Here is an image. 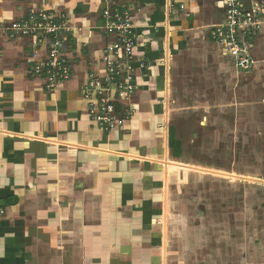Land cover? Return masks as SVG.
Listing matches in <instances>:
<instances>
[{
	"label": "crops",
	"instance_id": "crops-1",
	"mask_svg": "<svg viewBox=\"0 0 264 264\" xmlns=\"http://www.w3.org/2000/svg\"><path fill=\"white\" fill-rule=\"evenodd\" d=\"M108 7L129 12L138 35L136 90L122 100L131 116L109 133L85 97L90 77L107 74ZM39 12L71 28V76L49 91L30 75L48 43L0 33V264H264L259 205L250 243H218L194 206L202 196L206 211L211 182L223 177L163 163L232 174L213 151L236 141L254 155L237 115L249 118L247 135L264 134V28L246 71L211 36L224 0H0V25ZM237 174L264 186V174Z\"/></svg>",
	"mask_w": 264,
	"mask_h": 264
},
{
	"label": "built area",
	"instance_id": "built-area-1",
	"mask_svg": "<svg viewBox=\"0 0 264 264\" xmlns=\"http://www.w3.org/2000/svg\"><path fill=\"white\" fill-rule=\"evenodd\" d=\"M224 1V19L211 31L212 39L234 58L236 67L251 70L254 66L253 41L264 28V0ZM103 18L106 31L115 41L107 47L108 54L104 58L106 76L101 80L92 75L85 88V97L89 100L90 119L109 133L122 130L131 116L122 107V100L136 90L133 72L138 35L127 11L108 7ZM70 31L64 16L46 12L33 13L28 19L8 27L0 25V33L31 36L40 44L48 43V57L35 63L30 75L44 78L49 91L71 76L66 43ZM144 66L140 65L141 68Z\"/></svg>",
	"mask_w": 264,
	"mask_h": 264
},
{
	"label": "rangeland",
	"instance_id": "rangeland-1",
	"mask_svg": "<svg viewBox=\"0 0 264 264\" xmlns=\"http://www.w3.org/2000/svg\"><path fill=\"white\" fill-rule=\"evenodd\" d=\"M232 116L233 115H228L229 118ZM256 117L258 118V115ZM259 117L260 123H258L257 119L255 121L256 124H259V126H263V128L259 127V131L263 129L261 131L263 132L264 115H259ZM248 120L249 118L245 115L243 117L241 115H237V125L241 128V125L243 124L244 132L247 134ZM249 124V128L252 129L253 127L251 121ZM255 130L258 131L257 129ZM247 134L245 135L244 140L245 143L249 145V147L251 146L250 151H253L254 153H249L254 154L253 156H245L243 153H238L236 151L238 150L236 141L233 142L232 146H229L228 152L220 155L217 154L216 151H213L211 156L213 162L217 160L222 161V165L227 164V166H229L227 168H230L231 172H234L232 174L236 173L235 175L238 177H229V179L223 177V179L212 180V204L209 206V203L205 202L207 207H205L206 211H204V200L201 196L197 197L195 200L196 204L194 206L195 210H197L198 207H200L199 209H202L201 213L198 210V213L196 214L198 216H196V219L197 217L199 219L200 217H203L208 224L210 223L212 225L210 231L211 234L209 233L210 239L217 242L219 241L218 243H222L221 241H223V243H228L230 241V243H233L232 247L237 242H243L246 244L252 241L251 235L254 233V229H251L249 225L254 224V222L257 220L256 215L258 210L255 208H257L259 205L260 210L264 213V186L255 184L258 182L255 178L246 176L242 177L237 174V172L243 171L249 174H264V134L258 136L252 135V132L250 135ZM258 140L262 141L261 143H263V146H260L259 148L254 144ZM219 148L222 147L219 146ZM214 177L217 176L214 175ZM250 178H252V180ZM230 179H233L234 181H230ZM241 194L243 195V204L239 205L238 203H240ZM239 208H243V210L241 211ZM261 221L264 222L262 217ZM257 236L258 234H256L254 237ZM218 250H222L221 254L223 253V248H217L216 251H213V256H216L214 253H217Z\"/></svg>",
	"mask_w": 264,
	"mask_h": 264
},
{
	"label": "bare ground",
	"instance_id": "bare-ground-1",
	"mask_svg": "<svg viewBox=\"0 0 264 264\" xmlns=\"http://www.w3.org/2000/svg\"><path fill=\"white\" fill-rule=\"evenodd\" d=\"M164 164H166L167 168H180V169H187V170H193V171H197V172H201V173H209L211 175H215L217 177H224V178H228L231 177V178H235V177H238L237 175L235 174H229V173H225V172H222V171H216V170H210V169H203V168H200V167H192V166H188V165H185V164H178V163H175V162H163ZM240 177V176H239ZM252 180V178H250Z\"/></svg>",
	"mask_w": 264,
	"mask_h": 264
},
{
	"label": "water",
	"instance_id": "water-1",
	"mask_svg": "<svg viewBox=\"0 0 264 264\" xmlns=\"http://www.w3.org/2000/svg\"><path fill=\"white\" fill-rule=\"evenodd\" d=\"M259 182H262V181H259Z\"/></svg>",
	"mask_w": 264,
	"mask_h": 264
}]
</instances>
